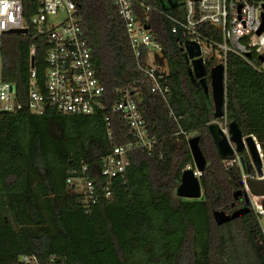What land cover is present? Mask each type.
<instances>
[{
    "label": "trees",
    "instance_id": "trees-1",
    "mask_svg": "<svg viewBox=\"0 0 264 264\" xmlns=\"http://www.w3.org/2000/svg\"><path fill=\"white\" fill-rule=\"evenodd\" d=\"M73 1L105 88L107 110L93 116L64 115L52 108L41 116L27 108L0 112V264H21L27 255L37 256L40 264H52L53 258L58 264H264V236L253 211L223 225L215 220L216 211L232 213L245 205L243 198L235 199L241 172L226 168L215 145L209 129L217 121L211 96L190 78L180 46L183 35L172 33L173 24L164 15L174 9L164 8L162 0H142L155 8L147 15L149 25L168 62L172 96L166 104L151 92L115 0ZM35 10L36 4L26 0V23ZM139 16L147 17L142 10ZM204 29L208 37L223 41L221 31ZM33 46L42 82L45 37H36L32 29L26 35H5L0 49L1 78L15 84L25 100ZM251 62L228 56L225 112L244 137L256 138L264 154L263 64L255 52ZM214 65L213 58L206 60L208 69ZM136 82L149 135L158 144L150 154L143 149L130 154L129 184L115 178L111 198L104 195V180L96 178L98 201L87 204L82 193L67 185L69 172L83 162L97 166L113 147L136 142L112 110L121 99L117 91L133 90ZM171 111L183 119L175 122ZM192 134L199 137L208 163L200 177L203 196L194 200L177 196L182 173L195 168ZM240 155L247 173L255 176L247 151Z\"/></svg>",
    "mask_w": 264,
    "mask_h": 264
},
{
    "label": "built area",
    "instance_id": "built-area-1",
    "mask_svg": "<svg viewBox=\"0 0 264 264\" xmlns=\"http://www.w3.org/2000/svg\"><path fill=\"white\" fill-rule=\"evenodd\" d=\"M25 1L0 0V49L3 37L10 31L27 29L29 34L32 29L36 37L43 36L47 39L45 75L43 81H39V70L35 62L37 49L33 46L30 82L25 100L19 96L15 84L2 80L0 68V112L18 113L25 108L39 116L44 115L48 108L64 115L93 116L105 112L107 110L105 88L97 77L92 49L86 39L75 1L32 0L36 4V10L29 24L25 21ZM173 2L177 4L175 13H164L173 24L172 33L176 35L181 33L184 39L182 43L191 41L200 45L205 63L207 59L213 58L214 66L223 64L226 74L230 54H235L250 64L254 52L260 59L264 56V32L258 35L263 24L264 2L250 0H173ZM115 5L125 25L139 67L150 82L151 92L161 96L165 103L169 104L172 91L168 85V62L164 48L157 42L147 16L155 8L142 0H136V3L135 0H115ZM141 10L147 16L145 20L139 16ZM204 28L221 31L223 41L219 43L208 37L203 32ZM142 59L145 61L142 62ZM262 64L259 70L264 72V63ZM138 86L136 82L133 90H118L121 99L112 107V110L118 112L127 123L129 132L135 137L136 142L113 147L97 166L83 162L69 172L67 185L74 191L82 193L83 201L87 204H96L98 201L96 178L104 180V195L111 198L115 178H120L125 185L129 184L130 154L138 149L150 154L158 144V140L149 135L140 107L143 100L136 89ZM170 117L178 123L183 119L178 118L173 111L170 112ZM216 122L230 138L228 128L230 123L226 119V112L225 117ZM224 123L226 124L222 127ZM106 126L108 136L112 140L110 115L106 117ZM183 133L181 131L179 134ZM262 151L260 149L264 158ZM225 166L227 169L233 167L240 169L239 181L243 183L242 189L249 196L250 207L258 218L264 236L262 222L264 196H254L247 185L249 178L264 181V160L262 176L257 174L255 168L256 175H249L246 164L238 153L234 158L225 160ZM195 174L198 177L202 175L198 171ZM52 260V264H58L54 262V258ZM21 264L40 263L37 256L27 255L21 258Z\"/></svg>",
    "mask_w": 264,
    "mask_h": 264
},
{
    "label": "water",
    "instance_id": "water-1",
    "mask_svg": "<svg viewBox=\"0 0 264 264\" xmlns=\"http://www.w3.org/2000/svg\"><path fill=\"white\" fill-rule=\"evenodd\" d=\"M164 8L175 9L177 4L173 0H162ZM264 8V6H263ZM263 24L258 32L261 35L264 32V14L262 16ZM27 29L13 30L8 35H26ZM181 50L185 53L187 64L189 66L188 73L192 81H199L205 87L207 94H210L215 119L221 120L225 117L226 108V74L223 64L213 66L208 69L202 57L200 45L195 42L187 41L180 43ZM249 57V56H248ZM33 61V59H32ZM261 62L264 63V56L261 57ZM210 82V85L206 83ZM230 138L223 132L219 123H213L209 129L213 136L215 145L218 149L220 156L224 160L232 159L236 153L241 154L247 151L251 163L257 171L259 176L263 175V158L260 152L261 145L258 143L254 136L244 137L236 122H231L228 125ZM199 137L195 136L189 140L190 151L194 160L195 169L188 168L182 173L181 185L177 189V196L184 199H200L203 196L200 177L196 176L195 172L203 173L207 166V160L200 148ZM244 161V158H242ZM245 162V161H244ZM247 185L254 196H264V181L249 178ZM239 191L235 194V199L243 198L245 206L235 210L232 213L224 211H216L214 213L215 220L218 225H223L234 221L238 218L250 214V199L248 194L242 189L243 183L239 182ZM264 207V204H263Z\"/></svg>",
    "mask_w": 264,
    "mask_h": 264
},
{
    "label": "rangeland",
    "instance_id": "rangeland-1",
    "mask_svg": "<svg viewBox=\"0 0 264 264\" xmlns=\"http://www.w3.org/2000/svg\"><path fill=\"white\" fill-rule=\"evenodd\" d=\"M205 56L207 57L208 55L206 54ZM225 124H226V123L222 124V127H224ZM194 136H195V134H192L191 137H194ZM262 153H263V151H262ZM263 160H264V158H263ZM262 222H263V225H264V217H263V219H262Z\"/></svg>",
    "mask_w": 264,
    "mask_h": 264
},
{
    "label": "crops",
    "instance_id": "crops-1",
    "mask_svg": "<svg viewBox=\"0 0 264 264\" xmlns=\"http://www.w3.org/2000/svg\"><path fill=\"white\" fill-rule=\"evenodd\" d=\"M195 137V136H194ZM193 138V137H192ZM190 140V139H189ZM195 166V165H194ZM191 168V167H190ZM195 169V168H194ZM239 180V179H238ZM240 182V181H239ZM245 203V202H244ZM245 206V205H244ZM252 210V209H251Z\"/></svg>",
    "mask_w": 264,
    "mask_h": 264
}]
</instances>
